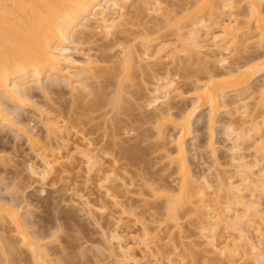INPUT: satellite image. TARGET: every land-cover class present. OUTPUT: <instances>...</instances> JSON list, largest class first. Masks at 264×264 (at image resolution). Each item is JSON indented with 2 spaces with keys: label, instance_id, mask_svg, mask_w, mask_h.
<instances>
[{
  "label": "bare ground",
  "instance_id": "bare-ground-1",
  "mask_svg": "<svg viewBox=\"0 0 264 264\" xmlns=\"http://www.w3.org/2000/svg\"><path fill=\"white\" fill-rule=\"evenodd\" d=\"M130 1L0 0V129L24 136L31 152L18 166L29 172L33 184L52 187L72 180L71 172L83 171L81 185L69 189L72 207L100 227L112 264H187L178 258L173 239V229L180 230L183 221H189L204 246L205 263L264 264V0H244L246 9L238 0ZM190 4L200 7L185 24L162 31L169 26L161 24L175 18V7L183 11ZM138 24L144 28L135 30ZM77 29L84 40L76 39ZM94 31L106 36L104 55L120 49L116 70L100 68L90 54L96 49L82 47ZM72 43L77 47L71 48ZM75 52L84 60L76 61ZM146 64L157 73L149 75L154 87L142 88L147 93L140 95V116L131 119L129 110L139 107L135 92H145L133 94L131 82L137 67ZM61 83L72 97L65 106V100L51 97ZM192 89L193 103L173 119L184 92ZM41 94L42 105L36 102ZM11 105L34 110L41 124ZM207 109L206 150L215 167L211 176L192 170L186 145L194 122ZM223 109L229 119L222 125L217 117ZM122 115L129 118L121 120ZM98 119L111 125L113 135L104 132L110 139L95 133ZM169 125L174 134L166 132ZM218 129L231 144L226 162L215 147ZM2 139L1 169L13 168L12 173L17 164L6 151L19 154V147L6 148ZM20 174L16 170L12 179L21 180ZM171 177L175 183L168 182L175 188L165 182ZM3 181L0 190L8 193L10 186ZM22 187L0 195V264H58L47 245L56 242L60 226L48 235L35 229L33 215L19 212V203L28 198ZM65 212L63 219H76Z\"/></svg>",
  "mask_w": 264,
  "mask_h": 264
},
{
  "label": "rangeland",
  "instance_id": "rangeland-1",
  "mask_svg": "<svg viewBox=\"0 0 264 264\" xmlns=\"http://www.w3.org/2000/svg\"><path fill=\"white\" fill-rule=\"evenodd\" d=\"M137 1L138 0H131L130 4L136 3ZM175 1L177 3L178 2H180V3L183 2L182 0H175ZM139 2H140V0H139ZM238 2L240 3V6L243 7V9L244 8L246 9V6H245L246 2L244 0H238ZM198 7H200V4H190V5H188V7H186V10H183V11H180L181 9L178 10V8L175 7V12L177 14L176 15H172V16H175V18L171 19L169 17L170 19H168V20H170V21L172 20V21L170 23L167 21L168 25H166L165 23H162L161 25H163V26H169V27H164L165 29L162 30V31H164V32H166V31L167 32H172L175 29V27H174L175 24H177V23L185 24V18L187 16H189V15H194L195 12H197ZM171 10H173V9H171ZM175 12L172 11L173 14ZM153 13L154 14H152V16L158 14V13H155V12H153ZM91 25L92 24H90V26ZM143 28L144 27H142V25H139V24H138V26H135V30H137V31L142 30ZM79 29H77V31L79 33V36H77V37L75 36L77 40H78L79 37L82 38V36H80L81 35L80 30L81 29L80 30ZM89 33H91V32H89ZM169 34H171V33H169ZM75 35H76V33H75ZM88 35H90V34H88ZM105 37L106 36H105V34L103 32H101V31L100 32H97V31L95 32L94 31V33L92 35H90L89 37H84V38H86L85 40H89V41H88V44H87L86 41H84V43L86 42V44L83 45L82 47H85V48L88 47V49L91 48V50H92V48L96 49L95 51L93 50V52H90V51L89 52H90V54L92 53L91 56H93V58L95 59V60L94 59L93 60L97 61L99 63V64L98 63L97 64L99 66H101L100 68L105 69V70L108 69L109 71H112V70H110L112 68H113V70H116L117 67L119 68V65H117V60H118V62L120 61L119 60L120 57H116V56H122V55L119 53L120 52L119 48H118L119 50L118 49L110 50L111 52L110 51L106 52V53H108V55H104L105 52H103L104 50L101 48V46L105 42H107V40H104ZM72 39H73V42L74 41H75V43L77 42L76 43V45L78 44L77 46H80V44L78 43L77 40H75L74 38H72ZM80 41H82V40H80ZM75 43H72L70 45L71 48L77 47L76 45H74ZM99 46H100V48H99ZM100 51H102V52H100ZM73 56L76 59V61L81 62V61L84 60V56L82 54H79V53L76 54V52H75V53H73ZM150 63L153 64V62H149L148 64H150ZM173 63H175V62H173ZM176 63H178V62H176ZM153 65H151V66H153ZM194 65L198 67L200 64L198 62L197 63L195 62ZM145 66H148V65L147 64L143 65V67L141 68L142 70L136 66L137 69H139L140 71L135 69L137 71L135 72L134 78L135 77L136 78H135V81L131 82L132 86L130 85L131 87H133V90H131V88L129 87L130 91L133 94L137 90H138V92L140 90L145 91V92H142L143 94L142 93L136 94L137 92H135V94H134L135 97L134 96L133 97L136 98V100H134V101L137 103V105L139 104V107H137V109H136L135 108L136 106L133 105L135 109L132 106L131 110H129L130 111L129 113H131V111H132V115H130V117H132V116L133 117L131 119H136V118H139V116H140L139 115L140 114L139 113V108L144 103V101H142L143 98H141L142 96H140V95H145L147 93V90H143V89L144 88L147 89L149 87H150L149 89H152V87H154L152 85L153 81H152L151 76L154 73L155 74H157V73L150 71L152 69L149 70V66H148V68L147 67L145 68ZM169 66H171V64H169ZM150 68H155L156 69V67H150ZM170 68H172V67H170ZM145 69H148V71H146L145 74L144 73L142 74L141 71H145ZM155 71H157V70H155ZM160 72L161 71L158 70V73H159L158 75H160ZM150 74H152V75L149 76ZM155 74L153 76H155ZM192 80L189 79V80H186V82L188 81L187 83H189V81H192ZM44 84H45V82L43 83V85ZM133 84H134V86H133ZM255 84H258V83H254V85ZM146 86H148V87H146ZM184 89H185V87H184ZM108 91H110V90H108ZM55 92H57V93L56 94H52L51 97L54 98V99L56 98V100L57 99L58 100H65L66 102L61 101V102L64 103V106H65V103H68L67 101H71L70 99L72 97H71V95L69 93L70 89L68 88L67 84L61 83L58 86V88H56ZM39 93H38V91L36 92V94H39ZM184 93L186 95L183 96L184 100H181V102H180L181 105L179 106V108H181V110L173 111V113H174L173 114V119H174V117L178 118V117L182 116L183 115L182 113H184V111L194 101L193 89H192V92L190 90H188V92L186 91ZM137 95L139 96L140 99L138 97H136ZM39 96L42 97L43 101L41 100V98ZM39 96L37 95V97H36L37 101L36 102L39 103V101H40L41 102V103H39L40 105H42V102H43V104H45L46 101H44V98H43L42 94L39 95ZM36 98H34V100H36ZM131 101L133 103H135L132 100V98H131ZM61 102H59L58 105H56V106H59V104H61ZM141 102H142V104H140ZM10 107L12 108L13 111L17 112L20 116H24V118H25V116L26 117H32L33 119H35V121H36L35 123L40 122V117H39L38 114H36V112H34V110H31L29 108V109L23 111V110H21L19 108H16L15 106H12V105ZM141 110H140V112H141ZM148 111H151V110H148ZM208 112H209V109L204 111V113L201 116V120L200 121L194 122L195 123V125H193L194 126L193 127L194 135H193L192 138L188 139L186 145H187V148H188V155H187L188 156V161L191 164L192 170L196 174L198 172H199L198 174H202L204 172L206 175H210V174L213 175L215 173V167L213 166L214 165L213 162L211 161V159L207 155V150H206V146H207L208 139H209L208 133L206 131V126H207L206 119H207ZM227 116L228 115L226 114V110L224 112V109H223L222 111H220V113H219V115L217 117L218 118V122L222 121L220 124H222V125H223V123L225 124L228 121V119H229V118H227ZM122 118H123V120L124 119L127 120L129 117L127 118L126 115H122L120 119L122 120ZM103 122H105V121L103 120ZM103 122L100 119H98L95 122L93 121V123H94L93 128H95L96 130L98 128V132L97 131L95 132V129H94V132L96 134H98V136L100 138L96 134H94V135H96V137H98L99 139H102L101 137L103 135H105V137H106L107 133H109V135H113V131L110 130L111 125H106L105 123L103 124ZM40 124H41V122H40ZM40 124H37L39 126V128L41 127ZM95 125H96V127H94ZM104 125H105V131H104ZM146 127H147V125H146ZM86 128H89V127H86ZM89 131H90V129H89ZM89 131H87V132H89ZM104 132H107V133L105 134ZM166 132L169 133V134H174L173 133L174 131H172V126H170V125L167 126V131ZM219 132H220V129L217 130V133L215 135V138H216L214 140L215 141V147L217 149L218 155H220V158L223 157V159H221V160L223 162L225 160V162H226L227 160L228 161L230 160V157H228V150L227 149L230 147L231 144L227 143V140H224L225 137L223 139L222 138L223 136L220 135ZM109 135H107L108 137H106V138L110 139L109 137H112V136H109ZM0 136L3 137L2 140H3V142H5L4 144L7 143V146L5 145L6 148L7 147H9V148L10 147L11 148L14 147L15 148L16 145L19 147L18 148L19 149L18 150L19 154L18 153L16 154L17 151L15 153H13V154H9V152L12 153L11 151H6V152H8V154L7 153L6 154L9 156V158L13 159V161H14L13 164H15V162H16V164L18 162L20 164L21 162H24V160H25L24 158H28V157H26V154H28V152L29 153H31V152H30L29 147L25 143L26 141L24 139V136H22L21 134H19L16 131H8V130L7 131L6 130L3 131L1 129H0ZM89 136L93 137L91 135H89ZM96 137H95V139H96ZM118 138H120V137H118ZM108 139H106V140H108ZM152 139H150L149 141H151ZM154 141H155V139H153L152 143ZM108 143H110V141H108ZM148 143H146V145H148ZM195 146L197 147V149H199L198 151H196V150L194 151ZM21 151H25V152L22 153ZM247 152H246L247 157L249 159H252V156L250 155V153H247ZM29 155H31V154H29ZM29 155H27V156H29ZM227 158H229V159H227ZM19 164L14 165L16 170H17V172L19 171V173H21L20 174V178H22V179L21 180L19 178L18 179L21 182L25 180L24 184H26V186H28V189L30 188L29 190L27 188L24 189L23 187H26L24 184L18 186V187L23 186L22 189L24 190V192L26 191L25 192L26 193L25 196H28V198H27V202L28 203L25 202L26 198L22 199L21 202H20V200L17 201L18 203L20 202L19 204H21L19 206L20 207L19 208V212L22 215H24V216H25V214L27 212H30L29 214L33 215L32 216L33 221H35L36 226H37V227L35 226V229L40 231L41 233L42 232H46L45 234H47V232L48 233L54 232L55 228L57 227V224H58V227L59 226L62 227V228H60V227L58 228L57 227L59 232L57 231L58 234L55 233V234L58 235V238H57L56 242H54V244H48L49 246L47 245V249H48V251L50 253V259H52V260L54 259L56 261H58V259H60L61 262L58 263V264H61V263L62 264H112L111 263L112 259L109 256V254H110L109 253V247L110 246H108L109 244H107L106 242L103 241L104 239H102L103 237H102V233H101L100 227L98 225H94L95 223L91 222L87 218V216L84 215V213H82L81 211H78L77 209L74 210V208H76V207L73 206V203H72L73 197L71 196L72 194L70 193L71 191H69V189L74 184L81 185L84 176H86L83 173V171L81 170L82 173H80L81 171H79V172L78 171L71 172L70 175L72 177V180H70V179H68L67 181L65 180L66 184L62 183V185H61V183L59 182V184H56V183L54 184L56 187H52L51 185L42 186L39 183L38 184L37 183L33 184V180L30 177L29 172L23 167V165L22 166L21 165L18 166ZM1 168H3V167H1V165H0V170H1L0 171V179L5 180V181L2 182V184H6L7 186H10V188L8 187L9 188V190L7 191L8 193H5L6 189L5 190L3 189L4 191L0 190L1 191L0 195L1 196H2V194L3 195L4 194H8L9 195L10 194L9 192H11L12 189H13V192L15 190H17L18 187H14V186H17L18 184H21V183H20V181L18 179H16V181L13 180L14 178H13L12 174H15L16 170H12L11 171L12 173H8V172H10L11 169H13V168L9 167L10 170L6 171L7 172L6 173ZM154 169H156V167ZM132 171L136 172V169H134ZM164 173L165 172H163V174ZM131 176H133V175H131ZM18 177H19V175H18ZM174 178H176V177H174ZM169 180L172 181L173 180L172 177L168 178L167 180H165V182L166 181L168 182ZM165 182L160 183V182L157 181V183L156 182L155 183L159 184V185H162V184L165 185L164 184ZM170 182H168V183H170ZM172 182H171L170 186H172V185L174 186L175 185V184H173L175 182H173V183ZM13 184H16V185L13 186ZM29 184H30L31 187H29ZM63 184L65 186H63ZM0 186H2V185H0ZM154 186L156 187V185H154ZM167 186H169V185H167ZM175 187H173V188H175ZM144 190H146V189L144 188ZM92 191H91V193L95 192V190H94V192H92ZM146 191H144V192H146ZM94 194H95L94 196L96 198H94V197L93 198L94 199H98V195L96 194V192ZM8 195H5V197H7ZM50 195L51 196L53 195V196L51 197ZM55 197L57 199H55ZM8 198H9V196H8ZM144 198H148V197L146 196ZM133 199H136V196H133ZM150 200H152V199H150ZM156 203H158V202H155L154 204H156ZM139 204L141 205V203H139ZM158 204H160V203H158ZM26 205L28 207H26ZM65 211H67L69 213H74V215H71V216H75L73 218H76V219L75 220H71V221L63 219V213ZM67 212H65V213H67ZM75 212H77V213H75ZM26 215H28V213ZM142 217H144V216H142ZM101 221L103 223H106L105 221H107V220L101 219ZM99 222H100V220H99ZM107 225H108V223H107ZM182 225H181L180 230L173 229V239L176 242V246H178V250H177V252L179 253L178 258H183L185 260V263H187V264H190L191 262L193 263V260L196 261V263L198 261V264H208V263L204 262L205 261V259H204L205 258V253L203 252L204 246L200 243L199 237H197L195 234H193V231H191V230H193V228H191V225L189 224V221H187V222L183 221ZM108 226H110V228H112L111 227L112 225H108ZM168 226H170V225H168ZM35 229L33 228V231H35ZM30 231H32V229H30ZM198 253H200V254L202 253L201 254V258L198 257V255H199ZM196 254H198V255H196ZM195 255L198 258L196 260L194 259ZM0 259H1V257H0ZM71 261H72V263H71Z\"/></svg>",
  "mask_w": 264,
  "mask_h": 264
}]
</instances>
